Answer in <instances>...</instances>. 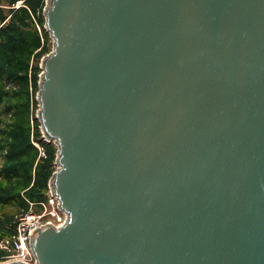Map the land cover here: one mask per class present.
Here are the masks:
<instances>
[{"label": "water", "instance_id": "water-1", "mask_svg": "<svg viewBox=\"0 0 264 264\" xmlns=\"http://www.w3.org/2000/svg\"><path fill=\"white\" fill-rule=\"evenodd\" d=\"M44 14L37 118L67 220L31 233L37 264H264V0Z\"/></svg>", "mask_w": 264, "mask_h": 264}, {"label": "rangeland", "instance_id": "rangeland-1", "mask_svg": "<svg viewBox=\"0 0 264 264\" xmlns=\"http://www.w3.org/2000/svg\"><path fill=\"white\" fill-rule=\"evenodd\" d=\"M0 5L1 241L14 235L17 217L42 214L44 204L51 210L49 184L58 169V147L43 139L37 118L43 59L54 49L45 29L46 0ZM6 254L0 248V257Z\"/></svg>", "mask_w": 264, "mask_h": 264}, {"label": "built area", "instance_id": "built-area-1", "mask_svg": "<svg viewBox=\"0 0 264 264\" xmlns=\"http://www.w3.org/2000/svg\"><path fill=\"white\" fill-rule=\"evenodd\" d=\"M1 1L2 0H0V2ZM47 2L48 0H46V5ZM49 190L50 203L52 205L50 211L47 205L43 203L46 209L44 213L22 214L13 221L12 225L15 228L14 235L7 240L3 239L0 241V248L7 253L5 256L0 257V264H10L14 262L37 264L36 256L31 247V233L47 223H53L56 226H61L66 223L67 214L59 208L58 198L53 194L50 188Z\"/></svg>", "mask_w": 264, "mask_h": 264}, {"label": "trees", "instance_id": "trees-1", "mask_svg": "<svg viewBox=\"0 0 264 264\" xmlns=\"http://www.w3.org/2000/svg\"><path fill=\"white\" fill-rule=\"evenodd\" d=\"M13 40V39H12ZM40 136V135H39ZM42 139V138H41Z\"/></svg>", "mask_w": 264, "mask_h": 264}]
</instances>
